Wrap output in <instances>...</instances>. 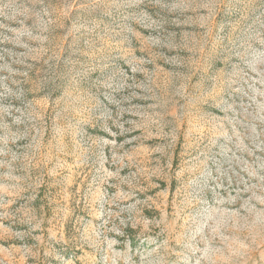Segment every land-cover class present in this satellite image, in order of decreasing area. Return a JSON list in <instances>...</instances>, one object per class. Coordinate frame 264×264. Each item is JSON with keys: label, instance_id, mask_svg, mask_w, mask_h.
I'll return each instance as SVG.
<instances>
[{"label": "rangeland", "instance_id": "1", "mask_svg": "<svg viewBox=\"0 0 264 264\" xmlns=\"http://www.w3.org/2000/svg\"><path fill=\"white\" fill-rule=\"evenodd\" d=\"M0 264H264V0H0Z\"/></svg>", "mask_w": 264, "mask_h": 264}]
</instances>
